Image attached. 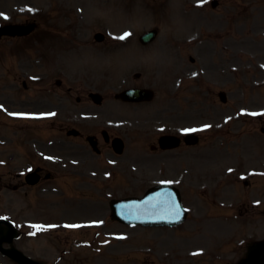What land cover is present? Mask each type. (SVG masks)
<instances>
[{"label": "rangeland", "instance_id": "obj_1", "mask_svg": "<svg viewBox=\"0 0 264 264\" xmlns=\"http://www.w3.org/2000/svg\"><path fill=\"white\" fill-rule=\"evenodd\" d=\"M211 1L7 0L8 7L12 8L15 17L17 19L21 17V20L16 19L14 22H22L23 19L28 18V20L37 21L38 27L28 38L10 39L0 44V97L6 99L9 96L14 101L16 100L17 106L20 101L40 98L37 92L43 88L48 89L49 92L44 93L51 96L49 99L54 104L56 98L49 93L61 92L60 89L55 88L53 83L60 76L59 68L63 67L66 80L83 83L88 81L83 87H90L93 84L96 89H101L106 95V101L102 106H96L89 102L94 112L99 109L105 115L110 114L118 117L124 111L132 118L143 120L141 128H132L125 133L127 150L121 156L115 155L120 159H117L118 162L109 161L108 163L103 153L93 155L89 162L81 165L55 166L50 164V158L46 159L47 166L53 171L57 170L60 174L57 180H48L43 183L49 189L43 196L46 203L48 204V200L53 199L63 204L60 208L53 209V213L64 216L66 220L81 219L83 208L76 206L80 199L81 201L85 200L88 205L93 204L91 206L97 214L95 217H98L102 211L104 214L107 213L110 197L141 194L147 188V184L163 180L167 175L175 176L186 167L190 169L194 182L197 179H204L206 176L212 178V168L219 162V151L212 152L211 148L215 145L219 146L223 137L228 140L240 134L238 140H242L248 136L246 133L254 132L256 128L259 129L262 118L250 117L245 122L246 117H241V115H245V112L250 114L256 109L253 107L264 105V97L260 91L257 93L258 90L247 89L248 80L258 75H251L249 72L246 78L245 72H241V69L233 75L227 74V79L224 76L226 67L228 68L231 63L239 65L245 61V57H237L231 52L237 46L238 49L246 46L248 49L254 50L257 54L256 58L264 60V46L256 45L258 39L256 33L264 32V0H217L216 7L211 6ZM182 10L184 11L182 12ZM153 27H157L159 30L156 40L143 46L138 41V36ZM195 29H201V36L196 38L198 34L196 32L192 37L195 40L192 39L191 42H187L182 37L174 39L175 37L170 35L171 32H182L175 33L174 36L183 34L184 37L187 35L184 32H195ZM96 32L105 34L104 42H96L93 39V34ZM125 32L133 34L135 37L132 36L127 43L122 42L120 35ZM220 35L225 40L223 43L224 48L229 50L227 52L221 51L219 47L215 46L217 44L214 36ZM235 36L238 41L241 37V41L247 39L248 42L237 45ZM171 39L175 42L174 44L169 43ZM183 40L187 43L182 44ZM230 43H232L233 49L227 46ZM179 44L182 45L179 46ZM169 52L172 56H169ZM69 56L72 57L71 60H69ZM190 58L194 60L191 61ZM231 58L233 59L231 60ZM220 66L223 68L222 78L228 83L227 88L223 87L224 92L222 91L225 94V101L221 100L219 91L221 88L214 79ZM207 71L210 72V75L207 74ZM38 72H47L46 78L44 77L41 82L33 81L31 84L28 81V89L22 88L21 81L28 78L27 74L33 75ZM135 72H140V77L135 78ZM65 79L64 82H69ZM4 80L13 81L12 83L16 87L12 89L7 83L2 84L1 82ZM232 80H235V83ZM241 83L245 90L243 93H241ZM124 86L150 87L155 92L154 99L146 103L126 104L127 107L114 106L111 104L113 94ZM86 105V102L78 104V108L82 110ZM16 108L12 106V109ZM41 108H54V105L48 104L46 107H37L36 109ZM97 112L99 111L97 110ZM1 118L2 116H0ZM146 119L151 120L146 122L144 121ZM35 123L43 130L34 131L33 121L30 126L24 122L18 126L13 125L15 128H11L17 129L15 141L9 145L0 142V157H6L9 152H13L16 157V166L23 165L24 159L27 157L23 154L28 150L32 152L33 145L29 146L27 142L24 143V140H28L30 136L45 142L43 149L46 152V157L49 155L54 157L56 153L60 154L61 150L55 148V142H49L57 137L66 139L65 134H60L57 127H53L56 123L55 119L53 121L46 119V122ZM89 123L84 122V124ZM98 123L100 122L96 120L89 125ZM204 125H210V127L204 128ZM165 126H170V128L167 129ZM181 129H195L200 132V141L190 147L188 157L186 153L184 159H178V155H176L180 153L178 149L175 151L160 149L152 151L149 148L150 144H157L159 132ZM218 134L221 135L218 136ZM10 135L11 131H1L0 126L1 137L6 138ZM206 146H209L207 150ZM254 146L252 152L264 156V145L255 144ZM199 151L203 154L198 161L194 162L192 158L197 156ZM143 154V158H136ZM134 159L135 162H133ZM188 161L190 164H187ZM225 162L224 160L223 163ZM252 163L250 161L249 164ZM91 171L92 174H95L93 177L85 175ZM187 181H191V178H186ZM256 183L261 185L264 182L256 181L254 186ZM261 191L263 194L251 196L264 198L262 196L264 195V186ZM234 193L235 191L232 192V195ZM32 194V197L31 195L27 197L24 196L22 190L14 192L13 204L16 218L26 219L29 217L32 222H35V219H44V217L38 216L45 213L41 211L44 202L43 204L28 205L30 198L37 199L34 196L36 191ZM6 195L8 192L2 195V204L4 205L7 201ZM65 197L73 199L74 203H65ZM183 197L188 204L197 205V208L201 209L195 215L196 220H200L204 214H218L221 209L219 210L216 205L215 198L217 200L224 199L220 193L213 194L211 191L204 195L195 191L192 193L186 185L183 187ZM241 209L243 211L244 207ZM221 211L223 212V210ZM251 219L253 218L247 214L242 220L244 224L224 225L228 228H244V230L238 229L239 234L229 229L226 235L233 234L240 238L241 234L247 230L254 229L253 224L264 225L262 215L255 216L253 223ZM219 223L220 221H218ZM33 224L38 225L37 223ZM201 224L203 222L196 226L200 227ZM190 227L191 224L184 228L180 227L179 230L136 229L119 225L107 219V224L103 228L104 236L114 239L117 237L116 234L120 237L127 234V239L124 238L125 240L122 242L114 239L115 243L103 247L100 252L90 249L91 245L75 246L84 238L90 237L93 229L60 230L54 235L42 233L38 234L36 238L23 237L19 243L25 250L29 249L27 247H32L36 250V254L43 253L48 262H52L60 255L62 249H70L62 255V260L58 264H76V259L77 264H200L198 262L202 260V257L191 258L185 254L182 256L181 253H177V250L183 249L182 253H185L188 248L194 246H207L217 250L216 242L224 237L219 231H225L228 228L221 227L219 229L213 226L209 234L199 230L188 235ZM184 230H186L185 233ZM109 232L112 235L113 232L115 233L112 236ZM187 235L192 242L183 244L182 242H186ZM206 237L210 239L206 240ZM72 238H74V243ZM102 239L103 235L99 236L97 240L101 241ZM208 240L214 242V245L211 246ZM44 246L47 251L43 250ZM230 246L231 244L226 245V248L223 249L224 252L229 253L228 257L232 256ZM211 252L212 250L208 252L207 257L213 260L215 258L211 257ZM209 264L226 263L217 260Z\"/></svg>", "mask_w": 264, "mask_h": 264}, {"label": "flooded vegetation", "instance_id": "obj_2", "mask_svg": "<svg viewBox=\"0 0 264 264\" xmlns=\"http://www.w3.org/2000/svg\"><path fill=\"white\" fill-rule=\"evenodd\" d=\"M61 84V83H60ZM87 89H85L86 91ZM65 93L64 94H60V99L62 98H66L67 100H69V102L63 104L61 102L62 106H65L67 109H69L71 106H76L74 103L70 102L72 101V92L73 89L71 86H67L64 88ZM74 100L76 102V104L80 103V102H89L88 98L86 97V92H85V98H82L78 95H76L74 97ZM86 111H91V109L89 107L84 108ZM70 111H74V108H70ZM76 121V119H71V124H73ZM111 122V123H109ZM126 123H132L133 125H139V120L134 119L131 120L130 117H126V116H121L118 121L116 122H112V118L111 116H109L107 119H105V121H103L102 123H100V126H95V125H79V126H73L72 128L76 129L77 133L74 135L75 137L79 138L78 142L80 143H73L72 141H69L71 144L68 146L67 148V152L66 155L72 159V161L75 162H83L89 158H92V154L93 151L92 149H90L89 147H85V142L87 140V137H94V139L97 142V145L99 147V153L103 150V149H109V151L105 152L106 156L107 155H111V151L110 149V141L112 138L114 137H122V132L125 130H127L123 125ZM61 128L64 129V127L62 126ZM69 128H67L65 131H68ZM65 159H67V157H64ZM35 169V175L42 179L44 178L46 175H48L47 173V169L45 166H42L40 164H36L34 166Z\"/></svg>", "mask_w": 264, "mask_h": 264}, {"label": "water", "instance_id": "obj_3", "mask_svg": "<svg viewBox=\"0 0 264 264\" xmlns=\"http://www.w3.org/2000/svg\"><path fill=\"white\" fill-rule=\"evenodd\" d=\"M31 29H32V26H30V27H24V28H16V29H14L15 32H8V33H12V34H16V33L17 34H22V33H25L26 31H30ZM152 35H153V33L151 32L148 35L144 36L143 39L146 41L147 39H149L150 37H152ZM258 254H259V251H257L255 249V247L252 248L251 251H250V253H249L248 258L244 261V264H251V263L255 262L254 260L257 258ZM251 260H253V261L251 262ZM258 261H259V259L257 260V262Z\"/></svg>", "mask_w": 264, "mask_h": 264}, {"label": "snow or ice", "instance_id": "obj_4", "mask_svg": "<svg viewBox=\"0 0 264 264\" xmlns=\"http://www.w3.org/2000/svg\"><path fill=\"white\" fill-rule=\"evenodd\" d=\"M205 2H207V0H205ZM13 115H21V116H24V115H30V114L16 113V114H13ZM39 115H41V116H52V115H55V113H41ZM253 115H255V113H253ZM203 127L204 128H208V127H210V125H204ZM185 131H195V129H190V130H185ZM93 223H96V222H93ZM34 227L55 228L57 226L56 225H37V226H34ZM64 227L70 228V229H75V228L81 227V225L69 224V225H64Z\"/></svg>", "mask_w": 264, "mask_h": 264}]
</instances>
